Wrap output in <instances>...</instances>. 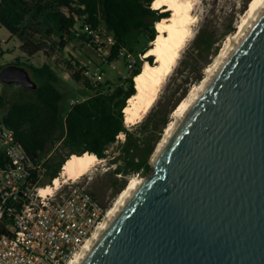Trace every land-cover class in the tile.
Returning a JSON list of instances; mask_svg holds the SVG:
<instances>
[{
	"label": "water",
	"instance_id": "95a60500",
	"mask_svg": "<svg viewBox=\"0 0 264 264\" xmlns=\"http://www.w3.org/2000/svg\"><path fill=\"white\" fill-rule=\"evenodd\" d=\"M151 165L81 264H264V5Z\"/></svg>",
	"mask_w": 264,
	"mask_h": 264
},
{
	"label": "trees",
	"instance_id": "16d2710c",
	"mask_svg": "<svg viewBox=\"0 0 264 264\" xmlns=\"http://www.w3.org/2000/svg\"><path fill=\"white\" fill-rule=\"evenodd\" d=\"M155 0H1L0 26L18 39L21 56L10 64L25 67L36 82L37 89H25L30 95L6 107L5 96L0 91V110L5 114L0 120L14 131L25 157L35 164L41 163L42 178L33 172L32 178L42 185L52 184L60 176L65 162L72 155L89 153L98 159L107 158L108 149L125 136L119 155L110 163L116 165L112 173L115 193L126 186L131 174H149V159L158 144L168 117L156 118L149 113L134 131L125 121L124 109L128 100L137 94L134 83L141 74L142 60L157 37L155 24L170 16V12L152 9ZM78 21L103 27L116 41L105 63L119 60L118 51L127 49L135 55L136 63L128 68L127 76L115 83L94 80L78 59L67 56V47L75 41H84L86 35H77ZM213 46L203 34L195 42L193 52L201 54ZM42 53L46 62L41 66L32 60ZM6 52L1 48L0 57ZM154 56L147 61L152 63ZM125 64L126 61L124 60ZM0 65V71L10 65ZM62 68L86 96L62 111L65 94L60 88ZM199 75L197 80H201ZM19 85V84H14ZM13 85V86H14ZM20 86V85H19ZM73 99V98H72ZM71 101V100H70ZM178 107V106H176ZM174 108V110L176 109ZM173 110V111H174ZM171 113V112H169ZM52 149L51 155L47 156ZM45 159L43 162L42 160ZM117 176H122L117 179ZM34 183V181H31ZM95 196V195H94Z\"/></svg>",
	"mask_w": 264,
	"mask_h": 264
},
{
	"label": "built area",
	"instance_id": "2783aa9c",
	"mask_svg": "<svg viewBox=\"0 0 264 264\" xmlns=\"http://www.w3.org/2000/svg\"><path fill=\"white\" fill-rule=\"evenodd\" d=\"M76 31L78 36L85 34L84 43L106 61L116 44L114 37L83 21H78ZM118 58L129 68L136 63L127 49H120ZM89 70L86 74L95 81L103 79L99 70ZM78 101L74 98L70 104ZM42 170L41 163L25 157L14 131L0 124V221L4 223L0 264H69L109 212L85 184L74 183L65 191L64 185H54L55 180L49 185L34 180L33 172Z\"/></svg>",
	"mask_w": 264,
	"mask_h": 264
},
{
	"label": "rangeland",
	"instance_id": "374dc122",
	"mask_svg": "<svg viewBox=\"0 0 264 264\" xmlns=\"http://www.w3.org/2000/svg\"><path fill=\"white\" fill-rule=\"evenodd\" d=\"M252 2L253 0H195L193 12L195 21L193 22L191 36L182 47L179 58L174 63L172 71L159 87L156 99L150 106L151 108L149 107L148 110L144 112L145 103L143 102H146V99H139L136 112L142 115L143 118L139 119L140 121L136 119L134 124L128 125V127L136 131V125L149 113L153 114L158 119L165 116L168 117V124L164 127L161 138L149 159L150 164L154 160V154L159 144L164 140L167 127L174 119V108L179 106L193 93H197V90L206 78L207 70L218 62L222 51L229 46V40L234 37L239 29V25L247 17ZM161 12L162 11H160V13ZM201 34L207 37L210 43H213V46L201 54H196L193 52L195 49V42ZM0 41L2 42L3 50L6 52L4 57H0L1 65L10 64L16 57L22 55L19 48L15 47L17 45L16 43H18V39L12 37L11 34L1 26ZM65 54L78 59L84 67L92 71L99 70L102 72V80L104 81L108 80L117 83L119 79H124L127 76L128 68L123 59L115 61L112 65H107V63L103 61L102 56L99 55L94 48L88 47L84 41H75L70 44ZM144 56L145 55H142L140 59L147 62V58H144ZM44 61L45 57L41 54L37 59H33L32 62L35 65H39ZM57 72L61 78L60 88L65 94V100L61 104L62 111L64 112L68 109V104L72 98L74 99L75 96L84 98L86 94L79 84L72 81L66 71L62 68H57ZM199 75L202 77L201 80H197ZM13 85L3 84L0 81V91L6 98V107L13 102L22 100V98L26 99L30 95L29 92L23 91L21 85ZM5 111L6 109L0 110V120L5 114ZM124 140L125 136L122 134L118 137V142L111 146L106 152L107 158L102 160L99 159L101 162L91 168L83 177L75 181L67 180L66 183H61L64 185L65 191L74 183L85 184L89 191L95 195L97 200L110 211L115 206L121 193L127 188L132 178L135 177L141 180L153 173L152 170L147 175L131 174L123 177L126 179L125 189L121 193H115V189L112 186L115 182V176H112L110 173L114 171L116 165H112L110 160L114 156L116 157L119 155V148ZM49 152L47 156L51 155L52 149H50ZM117 177V179H122L120 178L122 176ZM63 180L64 179H61V182ZM3 226L4 223L0 221V233L2 232Z\"/></svg>",
	"mask_w": 264,
	"mask_h": 264
},
{
	"label": "bare ground",
	"instance_id": "6f19581e",
	"mask_svg": "<svg viewBox=\"0 0 264 264\" xmlns=\"http://www.w3.org/2000/svg\"><path fill=\"white\" fill-rule=\"evenodd\" d=\"M263 5L264 0H253L247 17L239 25V29L235 33L234 37L229 40V46L222 51L218 62L207 70L206 78L203 80L199 89L197 88V93L190 95L174 110V119L167 127L164 140L159 144L154 157H156V155L159 153L161 148L164 146L181 120L184 118L194 101L197 99L207 82L210 80L214 72L217 70L219 65L222 63L224 58L227 56L229 51L232 49L234 44L240 38L242 33L245 31ZM194 6L195 0H159V3H157V0L153 1L151 6L152 9L162 12L169 11L171 14L169 17L163 18L161 21L155 24L158 33L157 37L151 43L150 50L144 56V58L154 56V61L153 63L145 61L142 66L141 74L136 76L134 79L137 94L128 100V105L124 109L125 121L127 125L134 124L136 119L139 120L143 118L142 115H139L136 112L139 99H146V102H143L145 103L144 112H146L155 101L159 87L163 84L165 78L172 71L174 63L179 58L182 47L192 34V26L193 22L195 21V16L193 14ZM100 162L101 160H99L95 155H91L89 153L82 155H72L63 165L60 177L55 179L54 185L58 188L60 185H62L61 183L64 184L67 182V180L75 181L87 174L91 168ZM61 179L64 180L61 182ZM140 182L141 180L135 177L131 179L127 188L121 193L115 206L108 212L103 224L97 229L95 234L83 247L82 251L77 255V257L69 264H81L83 262L103 231L112 222L124 202ZM50 190V187L46 189V191Z\"/></svg>",
	"mask_w": 264,
	"mask_h": 264
},
{
	"label": "crops",
	"instance_id": "0c3cea01",
	"mask_svg": "<svg viewBox=\"0 0 264 264\" xmlns=\"http://www.w3.org/2000/svg\"><path fill=\"white\" fill-rule=\"evenodd\" d=\"M0 43H1V48L3 49V46H2V42L0 41ZM17 45L15 46L16 48H19V45H20V43L18 42V43H16ZM42 53H39V54H37L35 57H34V59H37L40 55H41ZM43 55V54H42ZM19 57V56H18ZM45 57V56H44ZM17 58V57H16ZM15 58V59H16ZM33 61V60H32ZM46 62V57H45V61L42 63V64H44ZM42 64H39V65H37V66H41ZM113 64V63H112ZM111 64V65H112ZM0 65H1V63H0Z\"/></svg>",
	"mask_w": 264,
	"mask_h": 264
},
{
	"label": "snow or ice",
	"instance_id": "6c2138e0",
	"mask_svg": "<svg viewBox=\"0 0 264 264\" xmlns=\"http://www.w3.org/2000/svg\"><path fill=\"white\" fill-rule=\"evenodd\" d=\"M157 3H159V0H157ZM155 6V5H154Z\"/></svg>",
	"mask_w": 264,
	"mask_h": 264
}]
</instances>
